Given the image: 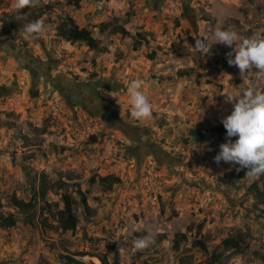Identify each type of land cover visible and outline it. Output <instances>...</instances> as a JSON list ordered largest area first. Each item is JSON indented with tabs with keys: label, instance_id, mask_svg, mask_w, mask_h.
<instances>
[{
	"label": "rangeland",
	"instance_id": "rangeland-1",
	"mask_svg": "<svg viewBox=\"0 0 264 264\" xmlns=\"http://www.w3.org/2000/svg\"><path fill=\"white\" fill-rule=\"evenodd\" d=\"M14 5L0 0V215L17 220L0 223V264H67L65 255L101 264L100 256L112 261L113 246L121 264H206L216 249L217 264H264V204L250 188L264 192V175L241 177L239 165L214 162L227 142L226 130L214 128L233 107L225 95L264 90V80L255 69L243 80L227 62L232 49L213 40L217 29L241 40L264 33V0H40L25 13ZM68 18L91 32L98 50L59 36ZM38 19L44 36L26 39L24 26ZM197 37L208 38L206 55L191 46ZM28 59L37 76L23 65ZM134 79L153 106L148 120L130 114ZM78 97L86 108L74 104ZM193 128L213 142L193 140ZM40 174L63 189L20 209L14 198L28 202ZM107 175L120 179L111 190L100 181ZM63 192L78 201L75 233L55 221ZM149 234L154 243L134 251L133 241ZM229 237L242 239L241 249L223 251Z\"/></svg>",
	"mask_w": 264,
	"mask_h": 264
},
{
	"label": "clouds",
	"instance_id": "clouds-1",
	"mask_svg": "<svg viewBox=\"0 0 264 264\" xmlns=\"http://www.w3.org/2000/svg\"><path fill=\"white\" fill-rule=\"evenodd\" d=\"M40 0H15L19 11L25 7H35ZM17 19H22L17 16ZM43 19H38L24 26L25 38H40L45 34ZM195 50L206 55L209 51L207 37L194 39ZM215 44L224 45L232 51L226 54L229 66L238 67L244 80L255 69L258 81L264 80V33H254L251 37L241 38L234 30L217 29L213 34ZM241 42L237 44V41ZM234 57V58H233ZM143 81L134 79L127 87L130 98L131 116L136 120H148L152 116L153 106L142 90ZM227 103L232 104L230 115L223 117L221 123L226 130V141L214 157L218 165L224 163L239 165L237 171L247 169L245 175L255 180L264 175V90L248 87L242 93H227ZM236 137L233 142L232 138ZM154 243L152 234L133 241L134 251H143Z\"/></svg>",
	"mask_w": 264,
	"mask_h": 264
},
{
	"label": "trees",
	"instance_id": "trees-1",
	"mask_svg": "<svg viewBox=\"0 0 264 264\" xmlns=\"http://www.w3.org/2000/svg\"><path fill=\"white\" fill-rule=\"evenodd\" d=\"M29 8L30 7H25L24 9H22V12H27ZM9 26L14 25L13 23H10ZM101 28L102 30H105L106 28H108V24H103ZM113 32L120 33L122 35L128 34V31H126L123 27H116L115 29H113ZM59 36L71 43H83L92 50L99 49L98 41L92 36L91 32L85 28H80L72 18H68L59 26ZM139 45H141V42L137 41L134 46L135 49H137ZM214 131L222 133L225 131V128L223 126H217L214 128ZM189 134L191 138L195 141H206L207 143L213 142V136L211 134H207L206 131H204L203 129L193 128L189 131ZM245 172L246 169H242L240 176L243 177ZM37 179V189L34 190L32 197L28 202L14 198L16 206L20 209H32L37 204L39 199L44 198L46 196L48 191L54 189H63L61 184L50 183L48 177L44 174H40L39 178ZM100 181L105 184L107 190H111L115 184L120 183V179L112 175L102 177L100 178ZM250 188L257 200L264 204V192L260 190L257 184L255 183L252 184ZM78 195L79 202L84 207V210L87 211L89 207L87 204L86 193L79 190ZM62 201L64 203V208L58 211L55 221L58 223V227L62 229V231L75 233L79 224V219L75 213V206L77 205L78 201L67 192L62 193ZM0 223L2 226L10 228L14 227L17 224V220L13 215H0ZM42 224L44 225V227L52 228V226L47 224L44 219L42 220ZM185 240V235H179L175 241L174 246L178 248L179 244ZM192 245L206 253L208 252L207 246L202 240H195L193 241ZM220 247L224 249L223 251L239 250L242 247V239H240L239 237L226 238L221 242ZM111 249L114 253L112 261L107 259V257L105 256H100L98 258L101 264H121L118 251L115 249L114 246L111 247ZM63 258L68 261L67 264H84L82 261L76 260L69 255H65ZM221 258L222 253L217 251L216 249L209 256L206 264H217L221 260Z\"/></svg>",
	"mask_w": 264,
	"mask_h": 264
},
{
	"label": "flooded vegetation",
	"instance_id": "flooded-vegetation-1",
	"mask_svg": "<svg viewBox=\"0 0 264 264\" xmlns=\"http://www.w3.org/2000/svg\"><path fill=\"white\" fill-rule=\"evenodd\" d=\"M22 62V61H21ZM33 62H36V61H31V60H29L28 59V62H25V61H23V65L28 69V71H31V73H35V70L34 69H31V68H29V66H31V65H33ZM29 64V65H28ZM27 65V66H26ZM35 76H37L36 74H34ZM40 77H42V76H40ZM48 81V83L49 84H53V86H55L54 87V89H56V90H58L59 92L58 93H61V94H64V95H66L65 94V90H67V88L68 87H66L65 86V84H62V83H60V82H56L55 80H53V79H50V80H47ZM77 95V94H76ZM78 96V95H77ZM79 99H78V102H73L75 105H78V106H81V107H84V108H86L85 107V101H84V99H82L81 97H78Z\"/></svg>",
	"mask_w": 264,
	"mask_h": 264
},
{
	"label": "bare ground",
	"instance_id": "bare-ground-1",
	"mask_svg": "<svg viewBox=\"0 0 264 264\" xmlns=\"http://www.w3.org/2000/svg\"><path fill=\"white\" fill-rule=\"evenodd\" d=\"M96 261H98V260L96 259Z\"/></svg>",
	"mask_w": 264,
	"mask_h": 264
}]
</instances>
